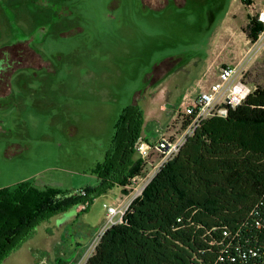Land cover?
I'll use <instances>...</instances> for the list:
<instances>
[{"label":"rangeland","instance_id":"374dc122","mask_svg":"<svg viewBox=\"0 0 264 264\" xmlns=\"http://www.w3.org/2000/svg\"><path fill=\"white\" fill-rule=\"evenodd\" d=\"M248 1L0 0V50L29 45L41 62L0 88V191L96 190L125 109L156 97L143 128L154 146L183 96L225 64L264 88V41L249 36L262 0ZM120 198L115 188L42 223L2 264H86Z\"/></svg>","mask_w":264,"mask_h":264},{"label":"trees","instance_id":"16d2710c","mask_svg":"<svg viewBox=\"0 0 264 264\" xmlns=\"http://www.w3.org/2000/svg\"><path fill=\"white\" fill-rule=\"evenodd\" d=\"M249 30L256 42L262 26L254 19ZM144 117L138 105L120 115L96 190L38 194L25 183L0 191V264L42 223L141 174ZM86 264H264V88L204 120Z\"/></svg>","mask_w":264,"mask_h":264},{"label":"built area","instance_id":"2783aa9c","mask_svg":"<svg viewBox=\"0 0 264 264\" xmlns=\"http://www.w3.org/2000/svg\"><path fill=\"white\" fill-rule=\"evenodd\" d=\"M254 9L256 10L255 18L262 26L257 41H264V0L258 8L254 5ZM252 92L253 89L243 81L238 67L227 64L219 68L217 81L206 89L199 86L198 93L185 94L176 112L175 126H172L154 146H150L141 139L137 142L135 150L144 162L143 170L122 188L125 199L118 202L116 206L107 208L106 225L100 237L107 229L122 222L131 204L143 195L160 169L178 154L187 139L194 134L204 120L212 117H226L229 108L234 109L241 105ZM152 155L158 157L155 163L150 160ZM149 166H152V169L147 171ZM100 237H98L99 240Z\"/></svg>","mask_w":264,"mask_h":264},{"label":"flooded vegetation","instance_id":"af4514ba","mask_svg":"<svg viewBox=\"0 0 264 264\" xmlns=\"http://www.w3.org/2000/svg\"><path fill=\"white\" fill-rule=\"evenodd\" d=\"M40 60L33 48L25 44H14L0 50V88L5 90L10 76L20 68H39Z\"/></svg>","mask_w":264,"mask_h":264},{"label":"crops","instance_id":"0c3cea01","mask_svg":"<svg viewBox=\"0 0 264 264\" xmlns=\"http://www.w3.org/2000/svg\"><path fill=\"white\" fill-rule=\"evenodd\" d=\"M225 65H227V64H225ZM174 66V65H173ZM224 66V65H223ZM210 68V67H209ZM212 68V67H211ZM179 73L181 72V69H179V70H177ZM203 71H204V69H203ZM202 71V72H203ZM218 74V73H217ZM217 74H216V79L212 82H210L208 79L207 80H204L203 78V76H202V79H200L198 82H197V85L195 86V88L193 89V94H196V93H198V91H199V86H202V89H206L209 85H211L212 83H214L215 81H217ZM158 92H160L159 90L157 91V93ZM157 93H156V95H157ZM155 99H156V97H154V100L152 101V102H149V103H147L144 107H141L142 109H143V111H144V116L145 117H156V115H157V111L155 112V108H154V106H156V104L159 102V101H157V102H155L154 103V101H155ZM182 101V100H181ZM164 104L165 103H161V104H158L159 105V108H158V110H162L163 109V106H164ZM180 105V104H179ZM179 105H178V107L177 108H179ZM157 107V106H156ZM178 110V109H177ZM173 120H174V122L176 121V113H175V116L173 117ZM170 128H172V126H168L167 128H166V131L162 134V136L164 135V134H167L168 132H169V129ZM161 136V137H162ZM141 140H143L144 142H149L148 141V138L146 137V136H144L143 135V133H142V137H141ZM157 142V141H156ZM122 197L123 198H120L119 200H118V202H120V201H123L124 199H125V193H124V191H123V189H122ZM112 206V205H111ZM111 206H109V207H111Z\"/></svg>","mask_w":264,"mask_h":264}]
</instances>
